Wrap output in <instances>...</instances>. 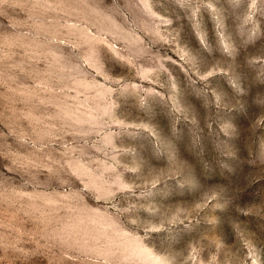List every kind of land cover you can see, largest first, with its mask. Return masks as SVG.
Instances as JSON below:
<instances>
[{"label":"rangeland","instance_id":"obj_1","mask_svg":"<svg viewBox=\"0 0 264 264\" xmlns=\"http://www.w3.org/2000/svg\"><path fill=\"white\" fill-rule=\"evenodd\" d=\"M0 264H264V0H0Z\"/></svg>","mask_w":264,"mask_h":264}]
</instances>
